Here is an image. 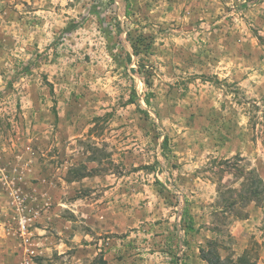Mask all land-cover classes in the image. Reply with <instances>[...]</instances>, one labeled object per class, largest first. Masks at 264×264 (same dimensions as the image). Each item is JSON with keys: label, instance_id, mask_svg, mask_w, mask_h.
Instances as JSON below:
<instances>
[{"label": "rangeland", "instance_id": "rangeland-1", "mask_svg": "<svg viewBox=\"0 0 264 264\" xmlns=\"http://www.w3.org/2000/svg\"><path fill=\"white\" fill-rule=\"evenodd\" d=\"M263 184L264 0H0V264H264Z\"/></svg>", "mask_w": 264, "mask_h": 264}, {"label": "trees", "instance_id": "trees-1", "mask_svg": "<svg viewBox=\"0 0 264 264\" xmlns=\"http://www.w3.org/2000/svg\"><path fill=\"white\" fill-rule=\"evenodd\" d=\"M263 187H264V184H263ZM204 259H206L208 262H211V257H209L205 254H204ZM243 263L248 264V262L245 258L239 257L236 262H228V263L226 262L224 264H243Z\"/></svg>", "mask_w": 264, "mask_h": 264}]
</instances>
